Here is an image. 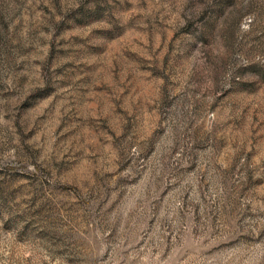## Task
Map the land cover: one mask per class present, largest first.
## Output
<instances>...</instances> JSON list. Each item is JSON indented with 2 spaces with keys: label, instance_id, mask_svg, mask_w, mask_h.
Wrapping results in <instances>:
<instances>
[{
  "label": "rangeland",
  "instance_id": "1",
  "mask_svg": "<svg viewBox=\"0 0 264 264\" xmlns=\"http://www.w3.org/2000/svg\"><path fill=\"white\" fill-rule=\"evenodd\" d=\"M0 264H264V0H0Z\"/></svg>",
  "mask_w": 264,
  "mask_h": 264
}]
</instances>
